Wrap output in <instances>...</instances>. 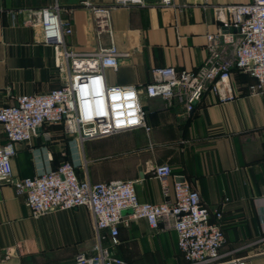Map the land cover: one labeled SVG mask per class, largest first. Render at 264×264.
Returning a JSON list of instances; mask_svg holds the SVG:
<instances>
[{"label": "crops", "instance_id": "1", "mask_svg": "<svg viewBox=\"0 0 264 264\" xmlns=\"http://www.w3.org/2000/svg\"><path fill=\"white\" fill-rule=\"evenodd\" d=\"M144 1L112 10L120 56L118 67L105 71L108 85H144L160 67L199 68L208 55L207 35L228 31L223 18L229 15L221 18L216 6L251 0H174L171 6ZM87 2L112 5L115 0H0V106L68 81L69 69L57 66L54 47L43 41L41 27L30 24L23 10L59 4L61 18L72 27L66 46L76 55L96 51L99 42L110 45L108 33L97 37ZM231 83L233 98L223 100L208 91L188 115L180 104L169 106L160 97H144L148 131L136 128L82 141L68 134L63 124L47 123L31 141L16 144L10 169L25 178L71 161L81 179L133 180L139 199L151 202L172 200L174 184L186 180L199 190L212 221L222 225L226 242L216 263L264 264V90L253 93L250 86L256 79L237 68ZM5 141L0 123V145ZM163 163L173 170L168 194L154 171ZM216 210L222 212L221 219ZM122 232L137 245L135 258L155 249L153 236L172 235L181 252L174 230H153L146 219L122 225L120 238ZM96 243L95 221L87 207L34 216L25 195L13 183L0 181V264H69L78 252H92ZM121 244L111 249L123 258Z\"/></svg>", "mask_w": 264, "mask_h": 264}, {"label": "built area", "instance_id": "2", "mask_svg": "<svg viewBox=\"0 0 264 264\" xmlns=\"http://www.w3.org/2000/svg\"><path fill=\"white\" fill-rule=\"evenodd\" d=\"M129 4H145V1L86 3L95 16L97 37L100 39L103 33H108L110 45L99 42L96 51L83 56L66 46L65 36L72 33V27L61 18L59 4L23 10L29 15L30 24L41 27L43 41L54 47L57 66L69 69V76L59 88L22 94L14 104L0 106V123L6 134V141L0 145V181L13 183L25 195L34 216L79 206L92 212L97 243L92 252H78L69 264H132L111 248L120 243L122 225L129 226L142 218L153 230L176 232L185 264H217L226 242L222 225L212 221V212L202 202L199 190L186 180L174 184L172 200L151 202L139 199L133 180L91 183L81 179L71 161L25 178L16 177L10 169L16 144L31 141L47 123L63 124L68 134L82 141L136 128L148 131L144 97H160L169 106L180 104L188 115L208 91L223 100L234 97L231 83L234 68L256 79L250 86L253 93L264 90V0L216 6L221 18L229 15L228 19L223 18V27L228 31L207 35L208 55L199 68L160 67L153 70L154 79L144 85H108L105 71L109 67L117 68L120 56L113 39L111 13L116 6ZM159 4L171 6L174 0H159ZM154 171L168 194L172 167L163 163ZM214 213L222 218L221 211ZM236 263L246 264V261Z\"/></svg>", "mask_w": 264, "mask_h": 264}, {"label": "rangeland", "instance_id": "3", "mask_svg": "<svg viewBox=\"0 0 264 264\" xmlns=\"http://www.w3.org/2000/svg\"><path fill=\"white\" fill-rule=\"evenodd\" d=\"M171 234V233H170ZM157 246L155 249L145 253L143 258H135L134 254L137 250V245L133 243L131 236L127 232H122L120 242V252L123 258L132 264L140 263H162V264H185L183 256L178 247L174 245V237L153 236Z\"/></svg>", "mask_w": 264, "mask_h": 264}, {"label": "trees", "instance_id": "4", "mask_svg": "<svg viewBox=\"0 0 264 264\" xmlns=\"http://www.w3.org/2000/svg\"><path fill=\"white\" fill-rule=\"evenodd\" d=\"M120 244H121V242L118 245H120Z\"/></svg>", "mask_w": 264, "mask_h": 264}]
</instances>
